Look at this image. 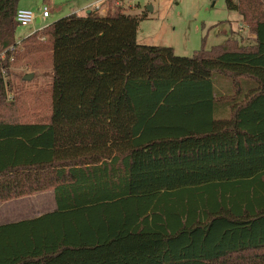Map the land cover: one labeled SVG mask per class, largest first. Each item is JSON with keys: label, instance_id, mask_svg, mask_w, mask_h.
Segmentation results:
<instances>
[{"label": "trees", "instance_id": "obj_1", "mask_svg": "<svg viewBox=\"0 0 264 264\" xmlns=\"http://www.w3.org/2000/svg\"><path fill=\"white\" fill-rule=\"evenodd\" d=\"M106 1L21 39L48 48L51 98L17 122L19 0H0V203L53 191L72 215L28 248L0 228V264H264V0H225L251 46L191 57L138 44L143 18Z\"/></svg>", "mask_w": 264, "mask_h": 264}, {"label": "rangeland", "instance_id": "obj_2", "mask_svg": "<svg viewBox=\"0 0 264 264\" xmlns=\"http://www.w3.org/2000/svg\"><path fill=\"white\" fill-rule=\"evenodd\" d=\"M115 4L125 14L143 18L137 31L138 44L170 48L178 57H191L202 48L210 50L223 45L226 35L221 28L227 36L229 34L228 40L239 47L254 43V36L241 21L227 23L235 14L227 11L225 0H116ZM44 7L48 9V18H41L32 28L17 27L15 37L19 48L13 53L7 73H2L7 83L6 101L13 103V121L42 122L50 114V52L39 45L25 48L20 44L21 39L33 30L72 14L85 16L87 12H97L105 15L112 9L106 0H19L18 3L19 9L30 10L36 15H41ZM30 74L33 77L24 80Z\"/></svg>", "mask_w": 264, "mask_h": 264}, {"label": "crops", "instance_id": "obj_3", "mask_svg": "<svg viewBox=\"0 0 264 264\" xmlns=\"http://www.w3.org/2000/svg\"><path fill=\"white\" fill-rule=\"evenodd\" d=\"M235 3L237 0H233ZM19 9V8H18ZM99 10V7L97 8ZM229 11V10H227ZM227 21L228 24L240 22V16L236 12ZM101 14V13H100ZM38 23V21H36ZM242 28V23H237ZM231 30L234 31L231 27ZM225 33L226 40L229 39ZM26 34L25 36H30ZM72 220L70 212L58 210L53 191H45L33 194L32 196L10 200L0 203V228L8 229L11 234H15L14 238L21 241L28 248L31 241L46 239H54L56 232L64 225H68ZM63 229V228H62ZM54 235L55 237H50Z\"/></svg>", "mask_w": 264, "mask_h": 264}, {"label": "built area", "instance_id": "obj_4", "mask_svg": "<svg viewBox=\"0 0 264 264\" xmlns=\"http://www.w3.org/2000/svg\"><path fill=\"white\" fill-rule=\"evenodd\" d=\"M49 12L46 7L43 8L41 15H36L34 12L26 9H17L15 14V22L20 28H32L36 21H40L41 18H48ZM43 28L39 30H33L31 31V34H33L36 31H40ZM30 34V35H31Z\"/></svg>", "mask_w": 264, "mask_h": 264}, {"label": "water", "instance_id": "obj_5", "mask_svg": "<svg viewBox=\"0 0 264 264\" xmlns=\"http://www.w3.org/2000/svg\"><path fill=\"white\" fill-rule=\"evenodd\" d=\"M148 11H151V8H150V7L148 8ZM89 13H90V12H87L86 14H89ZM32 77H33L32 74H30V75L26 76V77L24 78V80H30Z\"/></svg>", "mask_w": 264, "mask_h": 264}, {"label": "bare ground", "instance_id": "obj_6", "mask_svg": "<svg viewBox=\"0 0 264 264\" xmlns=\"http://www.w3.org/2000/svg\"><path fill=\"white\" fill-rule=\"evenodd\" d=\"M18 27H20V26H18Z\"/></svg>", "mask_w": 264, "mask_h": 264}]
</instances>
